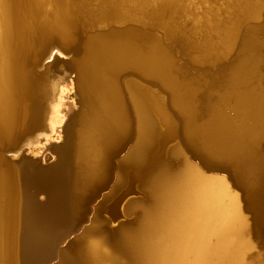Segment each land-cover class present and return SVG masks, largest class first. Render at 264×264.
Instances as JSON below:
<instances>
[{"label": "bare ground", "instance_id": "bare-ground-1", "mask_svg": "<svg viewBox=\"0 0 264 264\" xmlns=\"http://www.w3.org/2000/svg\"><path fill=\"white\" fill-rule=\"evenodd\" d=\"M263 29L264 0H0V153L10 148L36 163L75 142L97 155L135 132L132 160L150 203L141 205L140 221L119 249L91 233L76 264H264L262 254L248 258L257 244L238 181L204 170L180 141L177 172L169 160L155 175L144 173L158 164L163 131L179 126L160 103L159 84L171 95L184 138L198 151L237 161L238 180L258 191ZM76 44L81 55L71 62L68 49ZM175 52L215 73L220 90H212L204 110L194 75L181 80L191 75ZM45 55L51 62L43 77ZM127 73L135 77L124 86ZM227 106L235 117L224 113Z\"/></svg>", "mask_w": 264, "mask_h": 264}, {"label": "water", "instance_id": "water-1", "mask_svg": "<svg viewBox=\"0 0 264 264\" xmlns=\"http://www.w3.org/2000/svg\"><path fill=\"white\" fill-rule=\"evenodd\" d=\"M260 35L264 38V29ZM79 44L69 47L72 58L81 55ZM241 48L240 44L238 50ZM47 55L39 66L43 77L49 75L45 67L51 60H47ZM177 58L190 71L189 77L194 75L200 89L199 109L204 110L206 102L215 98L212 90L218 88L212 83L216 80L215 73L209 67L193 66L182 54ZM221 70L217 74L221 75ZM261 71L264 73V65ZM174 121L179 125L177 128L163 131L164 138L158 155L155 154L158 164L144 173L155 175L161 162L177 160L174 150L181 143L204 170L226 173L231 181L242 185L238 189L245 212L250 214L253 238L264 249V180L257 186L258 191L250 189L238 180L237 161L215 149L198 151L184 138L180 119ZM135 138L132 130L97 155L90 150L80 151L75 142L65 143L54 149L55 158L36 163L21 161L10 148L4 155L0 153L4 160L0 164V176L4 178V191L0 193V264H76L77 251L91 233L107 238L119 249L125 235L138 225L141 205L148 201L140 165L132 160ZM261 145L264 158V141ZM8 156L13 159L11 164L5 161Z\"/></svg>", "mask_w": 264, "mask_h": 264}, {"label": "rangeland", "instance_id": "rangeland-1", "mask_svg": "<svg viewBox=\"0 0 264 264\" xmlns=\"http://www.w3.org/2000/svg\"><path fill=\"white\" fill-rule=\"evenodd\" d=\"M63 46V45H62ZM174 54H176L175 55V57H176V59H178L179 60V58H177V55L179 54H177L176 52L174 53ZM74 60V58H72V61ZM180 62L182 61V60H179ZM47 71V70H46ZM77 71V70H76ZM135 77V75L133 74V73H127V74H125V75H123L122 77H121V82L123 83V85L124 86H126L127 84H128V81L130 80V79H132V78H134ZM183 78V77H182ZM186 78V77H185ZM185 78H183V79H181V80H185V81H192L193 80V78H190V77H188L187 79H185ZM260 88L261 89H264V84L261 82V86H260ZM155 89H156V92L159 94L158 96H159V98H160V103L161 104H163V103H165V107H166V109H167V111L170 113V114H174L173 113V111L176 113L177 112V109H176V107H175V105L172 103V98H171V95L170 94H168V92H166V90L165 89H163V88H161V85H159V84H157V85H155ZM225 87H224V90L222 91V92H224L225 91ZM165 90V91H164ZM216 90H220V88H217ZM80 103H79V109L80 110H84L85 109V103L82 101V100H78ZM215 102H216V99H215ZM214 102V103H215ZM169 104V105H168ZM130 106H131V112H132V114H133V112H134V107H133V103L132 102H130ZM163 106H164V104H163ZM223 111H224V113L227 115V116H229V117H235L236 116V111H235V109H233L232 107H224V109H223ZM134 116H135V114H134ZM174 116V115H173ZM173 119H176V117L174 116L173 117ZM250 123V122H249ZM8 148V147H7ZM1 154L2 155H4L5 154V152L2 150L1 151ZM182 164H183V161H177V160H175V161H172L171 163H170V165L168 166L169 167V169L171 170V172H177L180 168H181V166H182ZM236 189H238L237 187H235ZM239 190V189H238ZM240 191V190H239ZM240 193H241V197H242V192L240 191ZM149 202V201H148ZM150 203V202H149ZM149 203H148V205H149ZM247 213V212H246ZM248 215H249V219H250V214L249 213H247ZM250 222H251V220H250ZM99 236V235H98ZM101 237V236H100ZM254 239V238H253ZM255 240V239H254ZM255 244H257V246L255 247V248H251L250 250H249V259H253V257L254 256H258V255H260V254H262L263 256H264V249L263 248H261V247H259V245H258V242H257V240H255Z\"/></svg>", "mask_w": 264, "mask_h": 264}]
</instances>
